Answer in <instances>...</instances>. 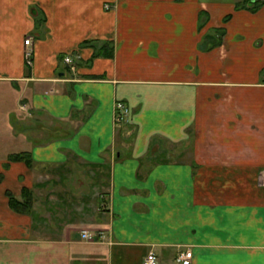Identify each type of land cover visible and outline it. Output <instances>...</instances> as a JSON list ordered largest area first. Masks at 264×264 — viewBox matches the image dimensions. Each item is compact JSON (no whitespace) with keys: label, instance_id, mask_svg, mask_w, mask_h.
I'll use <instances>...</instances> for the list:
<instances>
[{"label":"crops","instance_id":"1","mask_svg":"<svg viewBox=\"0 0 264 264\" xmlns=\"http://www.w3.org/2000/svg\"><path fill=\"white\" fill-rule=\"evenodd\" d=\"M0 114V264H264V2L0 0ZM70 162L105 182L35 236L4 191Z\"/></svg>","mask_w":264,"mask_h":264},{"label":"rangeland","instance_id":"2","mask_svg":"<svg viewBox=\"0 0 264 264\" xmlns=\"http://www.w3.org/2000/svg\"><path fill=\"white\" fill-rule=\"evenodd\" d=\"M1 116L3 117L2 121H4V116L0 114V117ZM2 121L0 120V139H2V141H9L8 134L10 132L6 130V128L4 127L5 124L2 123ZM11 161L14 160H12L10 156L4 161V168L2 171H0V181L3 179V174L5 173L6 168H8ZM27 166L30 167L31 165ZM58 166L60 165L51 168L53 172L50 171L49 177L44 179L39 177V175L42 173V170L40 169L41 167H34L35 169L33 175L35 176L29 179L34 180L36 182L35 184H37V187L34 190H31L28 188L26 189V186H23L21 192L19 193V198L15 196L11 191L7 190L10 194H12L15 198L22 202H25L27 199L30 201L28 207L23 208L21 211H16L19 212L20 215H28L29 218L33 217V232L35 236L46 237L50 236V233L55 232V230H53L52 226L50 225V219L47 216L50 215V209L51 214H55V211H61L62 214H64L61 222H64L67 220V214H71L74 212V210L66 208V206L64 205L66 202L70 203L79 200L82 202V205L84 204L83 206H86L87 204V206H89V193H77L76 191H74L77 189V187H83L82 189L87 190L89 189V187L93 188L95 185H101L105 182L104 178L88 177L86 173H92L94 172V170L92 171V169H87L86 167L82 168L83 176H78L77 174L75 175L73 172V162L67 163V165L63 167ZM26 171H28L27 173H30V170ZM42 180H45L46 183L42 182ZM7 191H4V194L6 195L8 201L9 199ZM79 196H82L81 200ZM102 205L103 200L101 199L99 206L101 207ZM59 208H62L63 210H60ZM12 209L15 210L14 208ZM44 215L46 218L42 219ZM55 221L57 222V220ZM81 239L83 240L82 237ZM84 241L89 242L87 240Z\"/></svg>","mask_w":264,"mask_h":264},{"label":"built area","instance_id":"3","mask_svg":"<svg viewBox=\"0 0 264 264\" xmlns=\"http://www.w3.org/2000/svg\"><path fill=\"white\" fill-rule=\"evenodd\" d=\"M264 1V0H260ZM108 7V5H106ZM30 42V37L24 39V43L28 44ZM25 60L27 65H31L32 63V49L27 48L24 52ZM64 60L66 62L70 61L69 56H65ZM129 109L125 105L123 101L117 100L113 105V118L115 123H121L127 119ZM81 237L83 240H87L89 242H101L105 239V233L102 230L91 232L88 229L81 230ZM192 258V251L189 248H186L179 252L177 255V260L181 264H189ZM142 264H158V257L153 250H148L145 256L142 259Z\"/></svg>","mask_w":264,"mask_h":264},{"label":"trees","instance_id":"4","mask_svg":"<svg viewBox=\"0 0 264 264\" xmlns=\"http://www.w3.org/2000/svg\"><path fill=\"white\" fill-rule=\"evenodd\" d=\"M11 159H17V160H24V162L27 165H31V157L29 156L28 153H18V154H14L10 156ZM7 195H8V201H9V205L10 207L14 208L15 210H19L21 211L23 208L28 207L29 205V200L27 199L25 202H22L20 200H18L17 198H15L12 194H10L7 191Z\"/></svg>","mask_w":264,"mask_h":264}]
</instances>
